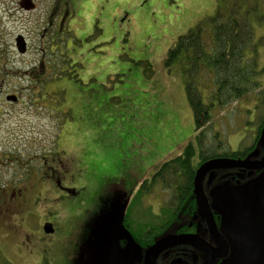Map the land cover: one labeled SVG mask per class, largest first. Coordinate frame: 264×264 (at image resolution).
<instances>
[{"label": "rangeland", "instance_id": "1", "mask_svg": "<svg viewBox=\"0 0 264 264\" xmlns=\"http://www.w3.org/2000/svg\"><path fill=\"white\" fill-rule=\"evenodd\" d=\"M18 1L0 0V155L22 162L0 167V186L26 179L29 169L40 175L37 154L57 148L56 158L69 161L76 175L71 185L78 193L68 195V202L84 207L69 215L49 198L41 202L36 216H16L7 228L0 225V263L112 264L110 237L114 213L122 217L126 210L123 195L143 174L151 176L164 161L182 153L195 135L184 66L167 65L168 52L179 36L214 16L224 0H101L80 14L78 8L74 28L60 40L56 34L65 54L58 51L57 66L45 69L37 60L43 54L42 40L48 43L49 34L42 38L44 12L53 0H37V9L31 11L20 9ZM246 3L243 8L257 7L250 17L258 65L264 69V0ZM20 35L31 47L25 55L16 48ZM260 80L264 85V73ZM199 88L204 101L217 103L212 102L211 87ZM12 93L20 96V103L10 102ZM216 103L201 129L209 148L224 153L236 151L240 144L252 145L259 123L256 97L245 96L224 107ZM177 144L179 153L164 156ZM155 158L161 160L152 166ZM36 181L41 183L34 175L29 180L35 185L31 193L44 197ZM159 190L144 200L147 211L132 207L130 221L138 228L160 221L148 211L152 203L160 212L157 204L167 193ZM46 220L53 222V233L45 232ZM16 225H21V233L15 232ZM256 230L264 248V218Z\"/></svg>", "mask_w": 264, "mask_h": 264}, {"label": "flooded vegetation", "instance_id": "2", "mask_svg": "<svg viewBox=\"0 0 264 264\" xmlns=\"http://www.w3.org/2000/svg\"><path fill=\"white\" fill-rule=\"evenodd\" d=\"M18 4L20 9L27 11L35 10L38 7L37 0H19ZM91 4L83 0H53L46 4L44 12L46 25L43 28L42 38L49 34V39L48 43L42 40L40 50L43 54L37 60L39 67L45 69L46 67L53 68L57 66V52L59 51L61 55L65 53L56 44V34H58L60 40L62 34L70 32L74 28L72 19L79 12L78 8L80 14L85 7L91 6ZM87 12L90 13L88 10ZM18 37L16 38V48L19 51ZM24 40L26 50L25 52L19 51L22 55H25L31 49L26 38ZM47 50L49 51L48 54H46ZM11 95L15 97V100L10 101L11 103H20L21 98L18 94L12 93ZM63 132L65 131L63 130ZM63 142L64 139L61 136L60 144L62 146ZM256 144L246 146L240 144L236 151L220 153L219 157L232 158L246 163L262 161L264 148L261 145V140L258 139ZM221 148L222 146L219 147L220 150ZM56 149H48L47 153L37 154V159L41 162L42 167L40 175L36 174L33 169H29L26 179L22 175L24 180L19 183L11 181L4 186H0V225H4L2 220L5 218L12 220L13 217L18 216L25 220L27 217L36 216L41 202L43 203L44 200L49 198L52 201L50 204L69 215H76L84 207L81 203L72 205L68 202V195L78 193L71 185L76 175H74L69 161L56 158ZM241 150V154L236 157L226 154ZM34 158V156L31 157V161ZM8 162H17L20 165L22 159L9 154L0 155V167ZM199 162L200 159L197 157L195 166H198V168L195 170L193 190L188 189V193L184 196V201L182 200L180 206H178V201H173L174 189L177 190L178 188L166 187L164 184L165 178H156L155 172L149 177L143 176L138 178L137 182H134L124 198H127V206L122 215V220H120V232L114 241L115 227L110 237L111 247L115 252L113 264H146L147 252L152 246L166 238L183 235L189 236V239L174 240L159 247L151 255L150 263L264 264V248L262 243L258 241L256 230L258 223L264 218V168L231 166L229 168L212 167L208 169L202 178V188L208 200L210 213L216 228L214 232L195 192L196 173L205 161L203 163ZM33 175L41 180L40 184L38 181H36V184L38 183L42 187L43 192H38V194L43 195L45 193L44 197L31 193L33 190L31 188L35 185H32L29 180ZM142 189L143 194L139 197L138 202L134 203V197ZM159 189L167 193L160 204H157L160 212H155L156 207L152 203L149 206L152 209L148 211L151 217L160 218V221L157 223L150 221L138 228L135 223L130 221L132 207L143 206V211H147V208L142 205L145 202L144 200H148L146 197L149 194L151 195L153 190L160 194ZM47 194L51 195L48 196ZM177 207H180V210L173 213V217H169L172 216L171 214L164 213L165 209H171L172 212ZM145 216L148 217L147 214ZM47 222H51V220L44 221L43 225ZM51 223L53 224V222ZM18 227H21V225H16L14 230L21 233L22 228L18 229ZM28 235L29 233L26 232L25 236Z\"/></svg>", "mask_w": 264, "mask_h": 264}, {"label": "trees", "instance_id": "3", "mask_svg": "<svg viewBox=\"0 0 264 264\" xmlns=\"http://www.w3.org/2000/svg\"><path fill=\"white\" fill-rule=\"evenodd\" d=\"M246 2L249 3L250 0H229L228 2L224 0L218 6L214 16L179 36L168 52L167 65L183 63L187 97L195 117V135L192 140L187 143L182 153L164 161L155 171L156 178H165L166 187L178 188L173 192V201H178V206L184 201L183 198L188 193V189L193 190L195 170L198 168L195 166L196 157H199V163H203L221 155L209 148L208 136L205 130H201L211 119L210 109L216 103L213 100H216V104L220 107H224L234 100L253 94L259 102L257 106L259 123L254 144L261 138L264 127V85L260 76L264 73V69H260L258 65L255 32L250 17L257 7L255 4H248L246 8H243ZM199 85L211 87L213 103L208 104L204 101ZM241 152L242 150L226 154L236 157ZM143 189L135 196L134 203L138 202ZM179 210L180 207L172 212L171 209H165L164 213L172 215ZM9 221L10 219L6 218L2 220L5 228Z\"/></svg>", "mask_w": 264, "mask_h": 264}, {"label": "water", "instance_id": "4", "mask_svg": "<svg viewBox=\"0 0 264 264\" xmlns=\"http://www.w3.org/2000/svg\"><path fill=\"white\" fill-rule=\"evenodd\" d=\"M25 44H26V42L24 40V37L20 35L17 39V45H18L19 51L25 52V50H26ZM9 99L15 100V97H10ZM260 140H261V145L264 148V127H263L262 132H261ZM231 166L264 168V158L262 159V161H254V162H249V163H246V162L240 161V160H236V159H232V158H224V157L212 158L210 160L205 161L200 166V168L197 170L196 177H195V192L199 198V203H200L203 211L205 212V216L208 218V220L210 222V226L214 232L216 231V228H215L214 222L212 220L208 200H207V198L204 194L203 188H202V178L205 175V173L208 171V169H210L212 167L213 168H221V167H228L229 168ZM120 220H122V218L117 217L116 214L114 213V223L113 224L116 227V231H115L114 236H113L114 241L120 232V225H121ZM44 230L46 233H53L55 231V228L51 222H47L44 224ZM178 239L179 240L189 239V236L183 235L180 237H169V238H166L163 241L155 244L147 252L146 264H151L150 263L151 255L153 254V252L156 249H158L159 247H161V246H163V245H165L171 241L178 240ZM110 245H111V243H110Z\"/></svg>", "mask_w": 264, "mask_h": 264}, {"label": "crops", "instance_id": "5", "mask_svg": "<svg viewBox=\"0 0 264 264\" xmlns=\"http://www.w3.org/2000/svg\"><path fill=\"white\" fill-rule=\"evenodd\" d=\"M83 1H85L86 3H92V4H96L97 3V1H101V0H83ZM103 1V0H102ZM135 2V0H132V3H134ZM116 69H114V70H111L110 72H113V71H115ZM163 88L165 87V85H163L162 86ZM177 142H175V144H176ZM180 145H183V143L181 142L180 143ZM179 144H177L171 151H166L165 152V155L164 156H168L169 154H177V153H179L178 151H175L179 146H180ZM176 153H175V152ZM171 152V153H170ZM159 160H161L160 158H155L154 160H152L150 163L152 164V166H154V164H158L159 163ZM145 173L147 172V171H144ZM147 176V174H143V176Z\"/></svg>", "mask_w": 264, "mask_h": 264}]
</instances>
